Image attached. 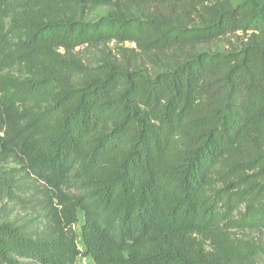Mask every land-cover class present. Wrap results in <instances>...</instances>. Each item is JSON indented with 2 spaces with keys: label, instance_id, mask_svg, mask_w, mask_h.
<instances>
[{
  "label": "trees",
  "instance_id": "trees-1",
  "mask_svg": "<svg viewBox=\"0 0 264 264\" xmlns=\"http://www.w3.org/2000/svg\"><path fill=\"white\" fill-rule=\"evenodd\" d=\"M208 4L219 10L210 22L184 23ZM80 5L113 9L88 20ZM254 7L0 0V157L51 193L37 227L0 223V264H244L259 254L228 234L264 229V0ZM237 31H252L243 47L200 51L153 77L108 64L76 85L80 66L60 53L109 41L164 51Z\"/></svg>",
  "mask_w": 264,
  "mask_h": 264
},
{
  "label": "rangeland",
  "instance_id": "rangeland-1",
  "mask_svg": "<svg viewBox=\"0 0 264 264\" xmlns=\"http://www.w3.org/2000/svg\"><path fill=\"white\" fill-rule=\"evenodd\" d=\"M246 2L255 9L258 0H232V4ZM112 6H83L78 7V14L83 19L92 20L112 10ZM218 8L212 4L203 7L190 8L185 12L186 25L210 22L218 14ZM252 31H237L224 34L209 42H200L193 46H177L164 51H140L132 43L116 41L103 42L98 45H82L69 51L60 50L61 55L76 62L80 69L70 75L76 85H82L89 78L99 75L105 65H114L120 70H140L149 77L180 65L193 54L200 51H233L248 43ZM17 76L16 69L8 72ZM264 131V127H263ZM216 187L221 186L216 183ZM69 194H76L75 189H64ZM48 188L36 179L24 166L14 158L0 157V223L10 222L15 225L29 224L37 227L39 216L44 213L48 197ZM244 206H240L242 210ZM77 223L74 230L77 234V246L83 250L80 241V226L83 223L82 211L77 212ZM231 238L249 242L258 247L259 254L244 264H264V229L232 230ZM206 250H210V241L203 242ZM75 264H93L90 257L79 256Z\"/></svg>",
  "mask_w": 264,
  "mask_h": 264
}]
</instances>
